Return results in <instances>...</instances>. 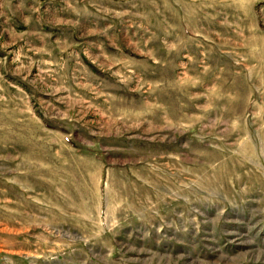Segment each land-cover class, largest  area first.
<instances>
[{
	"label": "rangeland",
	"instance_id": "rangeland-1",
	"mask_svg": "<svg viewBox=\"0 0 264 264\" xmlns=\"http://www.w3.org/2000/svg\"><path fill=\"white\" fill-rule=\"evenodd\" d=\"M0 264H264V0H0Z\"/></svg>",
	"mask_w": 264,
	"mask_h": 264
}]
</instances>
